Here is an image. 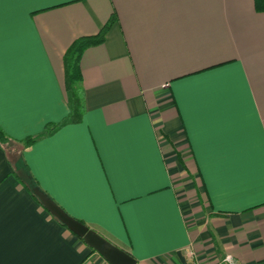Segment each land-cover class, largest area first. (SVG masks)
Instances as JSON below:
<instances>
[{"label":"crops","instance_id":"1","mask_svg":"<svg viewBox=\"0 0 264 264\" xmlns=\"http://www.w3.org/2000/svg\"><path fill=\"white\" fill-rule=\"evenodd\" d=\"M81 59L70 112L64 55ZM0 264H109L20 179L137 264H264V12L255 0H6ZM39 188V189H40ZM35 193V192H34Z\"/></svg>","mask_w":264,"mask_h":264},{"label":"trees","instance_id":"2","mask_svg":"<svg viewBox=\"0 0 264 264\" xmlns=\"http://www.w3.org/2000/svg\"><path fill=\"white\" fill-rule=\"evenodd\" d=\"M255 7L257 11L264 12V0H255ZM115 16L113 15L109 22L94 35L81 36L74 40L64 55L65 66V88L68 96V103L70 106L69 114L60 122H50L46 125L44 131L37 135L28 136L22 140H17L24 146H29L44 136L50 135L57 131L59 128L70 123H79L83 120L86 111L85 103V89L83 87V73L81 68V59L86 49L102 44L105 41L107 32L114 22ZM11 140V137L0 127V145H4ZM23 183L29 187L34 196L35 188H40L38 182L32 175L21 178ZM41 189V188H40ZM79 220V219H78ZM84 223L82 220H79ZM85 224V223H84ZM64 225V224H63Z\"/></svg>","mask_w":264,"mask_h":264},{"label":"water","instance_id":"3","mask_svg":"<svg viewBox=\"0 0 264 264\" xmlns=\"http://www.w3.org/2000/svg\"><path fill=\"white\" fill-rule=\"evenodd\" d=\"M46 209L71 231L83 238L85 243L104 257L109 264H137V259L128 251L111 242L93 228L68 214L47 193L39 188L34 189Z\"/></svg>","mask_w":264,"mask_h":264},{"label":"snow or ice","instance_id":"4","mask_svg":"<svg viewBox=\"0 0 264 264\" xmlns=\"http://www.w3.org/2000/svg\"><path fill=\"white\" fill-rule=\"evenodd\" d=\"M6 0H0V25H2V14H3V4ZM2 83H3V67H2V57H0V102H2Z\"/></svg>","mask_w":264,"mask_h":264},{"label":"built area","instance_id":"5","mask_svg":"<svg viewBox=\"0 0 264 264\" xmlns=\"http://www.w3.org/2000/svg\"><path fill=\"white\" fill-rule=\"evenodd\" d=\"M232 264H236V263H232Z\"/></svg>","mask_w":264,"mask_h":264}]
</instances>
